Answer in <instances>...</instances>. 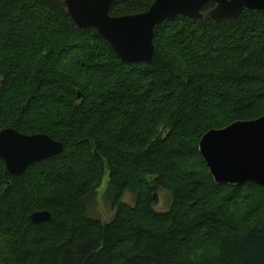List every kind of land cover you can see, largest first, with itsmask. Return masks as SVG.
Returning <instances> with one entry per match:
<instances>
[{"label": "trees", "instance_id": "trees-1", "mask_svg": "<svg viewBox=\"0 0 264 264\" xmlns=\"http://www.w3.org/2000/svg\"><path fill=\"white\" fill-rule=\"evenodd\" d=\"M213 8L159 24L152 63L124 64L64 0H0V132L64 146L20 176L0 159V264H264V191L216 185L198 151L264 116V12L214 24ZM104 178L109 223L87 211Z\"/></svg>", "mask_w": 264, "mask_h": 264}, {"label": "water", "instance_id": "water-1", "mask_svg": "<svg viewBox=\"0 0 264 264\" xmlns=\"http://www.w3.org/2000/svg\"><path fill=\"white\" fill-rule=\"evenodd\" d=\"M125 1L64 0L76 28L94 30L124 64H151L156 26L177 16L201 22L205 18L201 10L207 4H214L207 15L214 24L237 20L245 11L264 12V0H153L146 12L111 16V7ZM63 151V144L46 135L27 136L10 128L0 132V159L11 176H20L34 163ZM198 151L216 185L254 184L264 191V116L207 132ZM50 219L49 212L29 216L33 224Z\"/></svg>", "mask_w": 264, "mask_h": 264}, {"label": "rangeland", "instance_id": "rangeland-1", "mask_svg": "<svg viewBox=\"0 0 264 264\" xmlns=\"http://www.w3.org/2000/svg\"><path fill=\"white\" fill-rule=\"evenodd\" d=\"M108 185V179L104 178L100 188L97 190L95 200L88 205L87 211L91 218L99 220L102 223H109L114 215V211L111 210L110 205L107 203L105 199V193ZM123 202L128 204L129 206L134 205V197L131 194H126ZM155 210L157 212H164L165 204H164V196L159 194L156 197V206Z\"/></svg>", "mask_w": 264, "mask_h": 264}]
</instances>
